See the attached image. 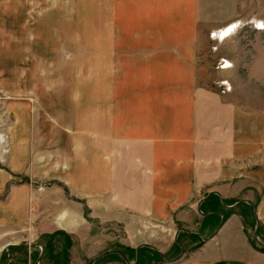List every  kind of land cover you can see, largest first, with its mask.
Segmentation results:
<instances>
[{
    "label": "rangeland",
    "instance_id": "374dc122",
    "mask_svg": "<svg viewBox=\"0 0 264 264\" xmlns=\"http://www.w3.org/2000/svg\"><path fill=\"white\" fill-rule=\"evenodd\" d=\"M110 1L0 0V264H37L39 257V264H91L109 249L123 251L134 264H162L163 255L171 258L180 252L174 235L179 226L186 228L185 221L176 220L170 227L147 219L146 228L139 229L144 239H134L135 233L130 243L120 226L95 222L87 206L72 227L77 215L68 217V211H61L66 197L83 202L58 178L67 158L61 153L78 163L74 147L83 141L92 159L95 127L105 136L109 130L110 31L117 27ZM198 4L199 84L220 93L241 90L237 94L241 103L264 109V0ZM100 114L102 124L96 116ZM88 155L80 160L86 162ZM259 187L257 182V197L251 201L255 208L264 203ZM55 191L58 194L53 195ZM215 195L207 198L209 207L225 211L226 200L222 205ZM194 197L196 203L202 196ZM229 200L234 206L225 217L243 215L252 243L264 249V220L258 219L256 238L249 203ZM200 207L203 210V204ZM220 218L212 216L201 226L186 229L207 236ZM197 235L179 231L177 239L185 246L180 258L202 246ZM143 241L157 245L163 255L142 246L137 256L128 246ZM8 243L19 245L7 251ZM95 264L127 263L112 253Z\"/></svg>",
    "mask_w": 264,
    "mask_h": 264
},
{
    "label": "crops",
    "instance_id": "0c3cea01",
    "mask_svg": "<svg viewBox=\"0 0 264 264\" xmlns=\"http://www.w3.org/2000/svg\"><path fill=\"white\" fill-rule=\"evenodd\" d=\"M198 1H110L117 27L110 31L109 130L105 136L95 127L92 159L83 141L74 147L78 163L61 153L67 158L58 178L83 200L64 195L61 201V211L77 215L71 227L87 206L95 222L120 226L131 243L135 233L134 239H144L139 229L151 219L194 228L219 215L200 213L194 196L217 191L227 211L234 206L229 199L254 200L257 182L264 195V109L241 103V90L220 93L199 84ZM207 198L203 213L213 210ZM256 210L264 220V203ZM226 218L209 240L190 230L202 246L162 264H264V249L252 243L243 215Z\"/></svg>",
    "mask_w": 264,
    "mask_h": 264
},
{
    "label": "water",
    "instance_id": "95a60500",
    "mask_svg": "<svg viewBox=\"0 0 264 264\" xmlns=\"http://www.w3.org/2000/svg\"><path fill=\"white\" fill-rule=\"evenodd\" d=\"M213 193H216V194L219 195V192H217V191L209 192V193H207L206 196L202 197V198L198 201V204H197L198 211H199L200 213H202V214L208 215L209 213H219V214L221 215L220 221L218 222V224L216 225V227L214 228V230H213L209 235H207V236H203V235H201V234L199 233V235H201L202 238H203L204 240H209V239L212 238L214 235H216L217 232L219 231V229L222 227V225L224 224V222H225V220H226L225 214H224L223 212H221V211H218V210H216V211H215V210H211L210 212H204V213H203V211L201 210V207H200V206H201V203L203 202V200H204L205 198H207L208 196H210L211 194H213ZM220 198H221V196H220ZM241 201H246V202H248L249 205L251 206V209H252V211H253V213H254V215H255V219H256V229H255V231H254V236H255L256 238H258V236H257V228H258V223H259V222H258V217H257V211H256V208H255V206L252 204V202H251L250 200H248V199H242ZM180 230H186L187 232H190V233H191L190 230H188V229H186V228H184V227H179V228L177 229V231L175 232V236H174V237H175V240L179 243V245H180V247H181L180 252H179L177 255H175V256H173V257H171V258H168V257H166L165 255H163L162 252H161L160 250H158L154 245L149 244V243H146V242H145V243H140L139 245H137V246L135 247L136 255L139 256L140 248H141L142 246H146V247H150V248L154 249L155 251H157L158 253H160L161 255H163L165 261H167V262H172V261H176V260H178V259L183 255V253L185 252V246L183 245V243H181V242L177 239ZM260 242H261V241H260ZM261 244H264V243L261 242ZM13 245H19V244H17V243H8V244L6 245L7 251H9L10 246H13ZM20 245H23V246H32V245H34V244H20ZM112 253H117V254L121 255V256L123 257V259H124L128 264H134V263L136 262V261H135L134 263H133V262H130L129 259H128V257L124 254V252L121 251V250H119V249H109V250H106V251L100 253L99 255H97L91 264H95V263H96L98 260H100L101 258H103V257H105V256H107V255H110V254H112ZM137 258H138V257H137ZM39 260H40V257H39V258L37 259V261H36L37 264H39Z\"/></svg>",
    "mask_w": 264,
    "mask_h": 264
}]
</instances>
